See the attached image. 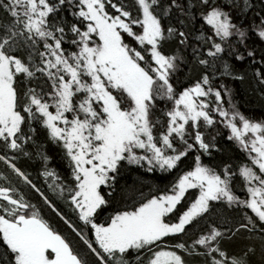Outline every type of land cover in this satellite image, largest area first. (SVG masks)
<instances>
[{
    "label": "snow or ice",
    "instance_id": "1",
    "mask_svg": "<svg viewBox=\"0 0 264 264\" xmlns=\"http://www.w3.org/2000/svg\"><path fill=\"white\" fill-rule=\"evenodd\" d=\"M244 84L264 0H0V264H264Z\"/></svg>",
    "mask_w": 264,
    "mask_h": 264
},
{
    "label": "trees",
    "instance_id": "2",
    "mask_svg": "<svg viewBox=\"0 0 264 264\" xmlns=\"http://www.w3.org/2000/svg\"><path fill=\"white\" fill-rule=\"evenodd\" d=\"M238 93L236 96L237 101L239 102L240 110L246 115H258L264 111V97L261 96L259 91H253L248 84L237 85ZM30 163V162H29ZM59 163V161H57ZM31 171L32 169L29 168ZM135 174L129 175L126 177L127 181L131 183L133 176ZM193 264H196L193 261Z\"/></svg>",
    "mask_w": 264,
    "mask_h": 264
},
{
    "label": "rangeland",
    "instance_id": "3",
    "mask_svg": "<svg viewBox=\"0 0 264 264\" xmlns=\"http://www.w3.org/2000/svg\"><path fill=\"white\" fill-rule=\"evenodd\" d=\"M0 167H2V165H0Z\"/></svg>",
    "mask_w": 264,
    "mask_h": 264
}]
</instances>
